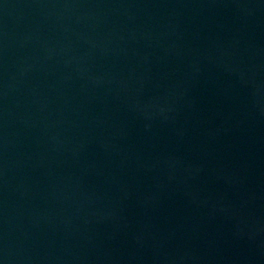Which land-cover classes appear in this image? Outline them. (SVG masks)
I'll list each match as a JSON object with an SVG mask.
<instances>
[{
  "label": "water",
  "instance_id": "obj_1",
  "mask_svg": "<svg viewBox=\"0 0 264 264\" xmlns=\"http://www.w3.org/2000/svg\"><path fill=\"white\" fill-rule=\"evenodd\" d=\"M0 264H264V0H0Z\"/></svg>",
  "mask_w": 264,
  "mask_h": 264
}]
</instances>
